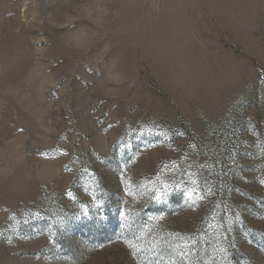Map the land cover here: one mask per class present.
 Wrapping results in <instances>:
<instances>
[{"label": "rangeland", "instance_id": "rangeland-1", "mask_svg": "<svg viewBox=\"0 0 264 264\" xmlns=\"http://www.w3.org/2000/svg\"><path fill=\"white\" fill-rule=\"evenodd\" d=\"M0 264H264V0H0Z\"/></svg>", "mask_w": 264, "mask_h": 264}]
</instances>
